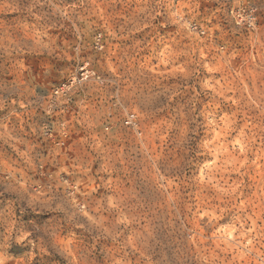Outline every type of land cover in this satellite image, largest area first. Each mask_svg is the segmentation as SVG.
I'll use <instances>...</instances> for the list:
<instances>
[{
    "label": "clouds",
    "instance_id": "obj_1",
    "mask_svg": "<svg viewBox=\"0 0 264 264\" xmlns=\"http://www.w3.org/2000/svg\"><path fill=\"white\" fill-rule=\"evenodd\" d=\"M0 264H264V0H0Z\"/></svg>",
    "mask_w": 264,
    "mask_h": 264
}]
</instances>
